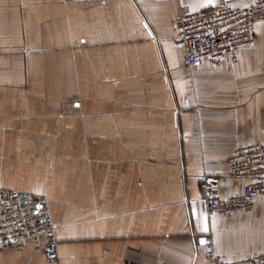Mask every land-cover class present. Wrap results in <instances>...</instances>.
Segmentation results:
<instances>
[{
	"label": "crops",
	"instance_id": "obj_1",
	"mask_svg": "<svg viewBox=\"0 0 264 264\" xmlns=\"http://www.w3.org/2000/svg\"><path fill=\"white\" fill-rule=\"evenodd\" d=\"M218 2L0 0V188L48 197L58 253L40 237L0 264H206L197 234L264 252V196L211 216L198 197L205 174L240 192L225 158L264 142V21L215 69L172 41L180 8Z\"/></svg>",
	"mask_w": 264,
	"mask_h": 264
},
{
	"label": "built area",
	"instance_id": "obj_2",
	"mask_svg": "<svg viewBox=\"0 0 264 264\" xmlns=\"http://www.w3.org/2000/svg\"><path fill=\"white\" fill-rule=\"evenodd\" d=\"M260 21H264V0L242 5L219 0L213 7L197 12L183 7L174 18L172 41L183 50L186 66L215 69L223 62L231 65L239 50L255 47V25ZM225 163L230 177L246 182L240 192L221 196L218 177L203 175L198 197L210 216L249 211L255 196H264V142L240 146L226 156ZM40 237L45 258L57 259L48 197L0 188V248H22L27 240ZM193 241L204 249L206 264H264V252L232 260L215 251L206 234L194 235Z\"/></svg>",
	"mask_w": 264,
	"mask_h": 264
}]
</instances>
